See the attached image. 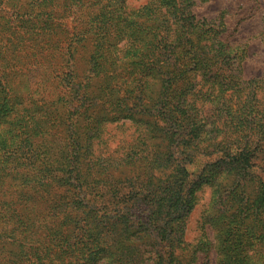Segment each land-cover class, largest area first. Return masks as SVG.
<instances>
[{
    "label": "trees",
    "instance_id": "trees-1",
    "mask_svg": "<svg viewBox=\"0 0 264 264\" xmlns=\"http://www.w3.org/2000/svg\"><path fill=\"white\" fill-rule=\"evenodd\" d=\"M57 1L0 0V264H184L196 194L227 169L221 194L250 183L255 199L223 226L263 215L264 77L243 78L226 15L199 18L196 0L45 10ZM126 122L132 140L111 147Z\"/></svg>",
    "mask_w": 264,
    "mask_h": 264
},
{
    "label": "rangeland",
    "instance_id": "rangeland-1",
    "mask_svg": "<svg viewBox=\"0 0 264 264\" xmlns=\"http://www.w3.org/2000/svg\"><path fill=\"white\" fill-rule=\"evenodd\" d=\"M26 1L29 2L30 0H13L17 7H26L28 5ZM74 1L60 0L57 1L59 7L49 5L45 7V10L52 8L55 9V12L62 13L65 11L64 5L71 4L72 6ZM149 1L125 0V4L129 10H136L144 7ZM196 2L195 12L199 18L211 20L226 15L227 31L223 34V39L231 46L245 47L247 51L246 59L242 63L243 78L245 80L263 78L264 0H196ZM69 12H72V10ZM46 19L45 17L37 18V20ZM58 20L64 21L65 19ZM35 77H37L36 74ZM129 125L130 122H126L122 130H113L112 136L115 135V138L110 141L109 145L111 147L116 148L120 140L123 141V145L132 140L133 136L131 134L134 129H127ZM114 126L110 125L109 128L112 129ZM204 160H206V157ZM228 171V169L223 170L214 185L205 184L196 194V204L188 217L186 225V249L181 253L184 264H247L250 261L252 264H264V236H260L264 234V214L258 216L248 206L243 213L246 218H243V216L240 218L243 214L238 211L231 218V223L228 225L229 222L224 220V224L227 226H223L221 218L225 212L229 211L234 203L236 204L233 211L243 206L241 201L238 200L241 195L244 194L251 200L255 199L254 187L250 183L245 186L246 193L242 192L245 188L235 189L236 192L232 196L237 201L230 197L229 190L226 195L221 194V187L217 184L224 182L225 177L233 184L235 178L233 173L231 172L230 175ZM229 227L234 229L231 236L224 232ZM240 228L243 231L238 234ZM241 238L246 243L249 242L248 253L240 251L237 247ZM233 241H235V244H233ZM105 263V260H103L101 264Z\"/></svg>",
    "mask_w": 264,
    "mask_h": 264
}]
</instances>
